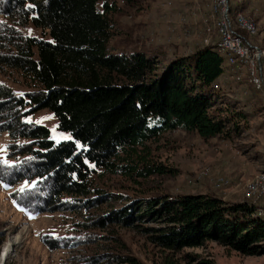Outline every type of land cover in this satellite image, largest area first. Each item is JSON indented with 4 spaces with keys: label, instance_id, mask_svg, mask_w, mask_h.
I'll list each match as a JSON object with an SVG mask.
<instances>
[{
    "label": "trees",
    "instance_id": "obj_1",
    "mask_svg": "<svg viewBox=\"0 0 264 264\" xmlns=\"http://www.w3.org/2000/svg\"><path fill=\"white\" fill-rule=\"evenodd\" d=\"M230 2L236 16L251 0ZM5 3L8 11L17 12L20 23H34L51 39L14 36V52L0 56L1 62L37 84L36 90L21 96L0 84V131H9L14 141L26 139L9 146L14 156L25 157L21 169L10 175L1 172V177L9 184L37 178L36 186L43 190L37 199L46 201L47 208L90 206L102 196L91 180L98 170L131 178L167 172L147 158L149 142L169 130L196 132L202 139L229 135L238 126L236 118L244 116L229 106H217L216 85L233 68L216 44L171 59L159 73L157 56L110 51L109 12L116 6L109 0ZM42 108L54 111L58 129L72 133L73 139L55 143L46 125L24 119ZM132 204L102 215L97 226L119 218L129 224L148 219L163 224L154 241L169 251L216 241L243 255L264 254V216L248 202L230 203L206 193L171 194ZM122 258L126 264H143L136 257ZM194 262L189 261L212 264L209 258Z\"/></svg>",
    "mask_w": 264,
    "mask_h": 264
},
{
    "label": "rangeland",
    "instance_id": "obj_2",
    "mask_svg": "<svg viewBox=\"0 0 264 264\" xmlns=\"http://www.w3.org/2000/svg\"><path fill=\"white\" fill-rule=\"evenodd\" d=\"M171 1L172 5L168 0H109V4L116 6L109 12L110 51L157 56V72L161 73L171 59L193 54L205 46V38L212 36L213 42L218 35V17L214 18L211 11L215 0ZM166 6L169 14L163 18ZM99 7L103 9V4ZM244 12L258 21L261 34L253 42L264 50V0H251ZM160 16L163 19L159 21ZM183 16L188 21L184 28ZM208 17L209 24L204 22ZM20 22L17 12L8 11L5 0H0V56L14 52V36L51 39L47 30L32 22ZM239 69V72L231 69L218 82L217 106H229L234 112L244 114L236 118L238 126L229 135L202 139L196 132L169 130L149 142L147 158L163 165L167 172L131 178L98 170L91 180L96 193L99 189L102 196L90 206L47 208L46 201L37 199L43 191L36 186L37 178H25L15 184L4 180L1 172L10 175L21 169L25 158L14 156L10 144H20L26 139L14 141L9 131H0V264L4 244L9 237L17 235L21 236L20 243L2 264H126L122 257H136L143 264H167V261L190 264V260L196 263L208 258L212 264H264V254L243 255L216 241L202 247L169 251L154 241L157 228L163 224L148 219L129 224L119 218L107 225L96 224L102 215L119 211L135 201L171 194L208 193L230 203L248 202L258 215L264 216V191L251 198L247 196L249 182L264 179V92L253 87L245 67ZM0 84L9 86L18 96L37 89L31 77L1 61ZM24 119L46 125L55 143L73 139L72 133L58 129V118L48 108ZM222 179L225 182L220 186ZM37 207L45 210L36 212ZM187 254L195 257L189 258Z\"/></svg>",
    "mask_w": 264,
    "mask_h": 264
},
{
    "label": "built area",
    "instance_id": "obj_3",
    "mask_svg": "<svg viewBox=\"0 0 264 264\" xmlns=\"http://www.w3.org/2000/svg\"><path fill=\"white\" fill-rule=\"evenodd\" d=\"M168 4L172 5L173 2L168 0ZM212 9V16L214 18L218 17L216 29L219 37L216 44L217 52L226 57V63L232 66L233 70L237 69L239 72L240 67H245L250 83L264 92V50L251 39L260 33L257 20L241 11L236 16L232 15L230 0H215ZM187 22V17L183 16L181 20L183 28L187 25ZM243 32L247 33L249 37ZM211 39L212 36L205 38V44L210 45ZM216 88H218V85H216ZM224 182L225 180H220L219 185L222 186ZM261 191H264V179L249 182L248 197L251 198Z\"/></svg>",
    "mask_w": 264,
    "mask_h": 264
},
{
    "label": "bare ground",
    "instance_id": "obj_4",
    "mask_svg": "<svg viewBox=\"0 0 264 264\" xmlns=\"http://www.w3.org/2000/svg\"><path fill=\"white\" fill-rule=\"evenodd\" d=\"M20 238H21V236L17 235V236L9 237L7 239V242L4 244V247L2 249L4 254H2L1 264H2L3 260H5L6 258L8 259L11 251L13 249H15L17 247V245L20 243V241H21Z\"/></svg>",
    "mask_w": 264,
    "mask_h": 264
},
{
    "label": "crops",
    "instance_id": "obj_5",
    "mask_svg": "<svg viewBox=\"0 0 264 264\" xmlns=\"http://www.w3.org/2000/svg\"><path fill=\"white\" fill-rule=\"evenodd\" d=\"M242 1H244V0H236V3H238V2H242ZM259 1V0H258ZM165 8V13H164V15H163V18L165 17H168L167 15L169 14V12H168V8H167V6L166 7H164ZM257 9L258 8H256V9H254L255 11H257ZM243 12V11H242ZM244 14H246L245 12H243ZM208 15V14H207ZM248 15V14H247ZM253 17V16H252ZM161 16L159 17V21L160 20H162L163 19ZM256 19V18H255ZM210 21V17H208V18H204V22H207V24H209L208 22ZM167 23H168V19H167ZM164 25V23H162V25L161 26H163ZM161 30H164V29H162L161 28ZM199 31V30H198ZM204 32H205V29H204ZM206 33V32H205ZM218 36V35H217ZM217 36H215L216 38L215 39H213V42H211V44H217L218 43V40H219V37H217Z\"/></svg>",
    "mask_w": 264,
    "mask_h": 264
},
{
    "label": "snow or ice",
    "instance_id": "obj_6",
    "mask_svg": "<svg viewBox=\"0 0 264 264\" xmlns=\"http://www.w3.org/2000/svg\"><path fill=\"white\" fill-rule=\"evenodd\" d=\"M5 162L7 163V161H5ZM20 191H21V192H23V191H24V189H23V188H21V189H20Z\"/></svg>",
    "mask_w": 264,
    "mask_h": 264
}]
</instances>
